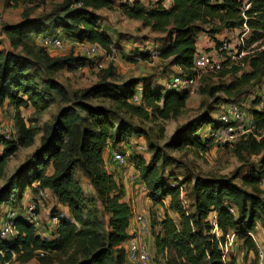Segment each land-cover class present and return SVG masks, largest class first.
Masks as SVG:
<instances>
[{
	"label": "trees",
	"instance_id": "16d2710c",
	"mask_svg": "<svg viewBox=\"0 0 264 264\" xmlns=\"http://www.w3.org/2000/svg\"><path fill=\"white\" fill-rule=\"evenodd\" d=\"M0 1L9 7L20 4L24 7L20 23L3 25L9 44L15 49L22 46L31 52L33 48H37L34 38L38 39L44 32L61 34L58 32L60 28H64L63 35L72 42L97 43L107 52L116 47L113 37L101 30L100 16L97 13L104 8L116 9L115 0H62V3L60 0ZM166 1H121L118 9L129 19L141 21L143 27H149L152 32L162 33L159 57L170 59V63L178 66L184 74L192 73L191 68L199 52V35L203 32L214 39L218 33L242 28L246 23L250 30L246 45L257 43L254 52L246 59V68L233 67L218 74L221 79L231 76L229 82L213 85L208 77L202 79L203 85L199 93L210 98L215 97L214 102L207 105L199 117L167 143L168 147L174 146L182 150L187 146H195L206 152L215 145L210 136L202 137L200 130L205 124H218L213 114L218 113L225 103L237 102L247 108L244 102L254 96L257 86L264 79V0H248L247 4L244 0H171L170 4ZM48 2L61 5L48 16L30 18L34 10ZM47 22L52 25L47 26ZM50 27L53 28L52 31H47ZM219 44L220 41L217 40L216 47ZM38 52L48 66H56L58 69L69 63L74 68H84L93 62L89 57L79 55L55 59L44 46L38 48ZM135 54L142 60L150 57L144 51H135ZM123 57L137 62L131 56L123 54ZM21 58L5 46L0 47V105L8 102L14 109L13 117L17 129V137L8 141V147L0 155V176L4 173L7 159L19 147L33 145L42 131L39 127L28 124L22 115V108L32 107L39 114L54 103L50 92L53 90L51 85L47 89L39 88L32 80L33 75L27 69L28 64ZM107 70L101 81L77 91L74 98L70 99L71 103L59 109L52 122L43 128L39 147L0 188V205L9 206L20 203L27 189L36 194L50 189L58 202L69 208L72 218L53 211L52 216L58 218V223L54 229V238L47 239L41 235L37 224L22 216L16 217L15 237L12 240L0 237V250L3 251V254L0 253V264H10L13 260L28 263L33 259L37 260V264H126L123 243L130 237L128 227L134 210L125 200L123 183L117 179L115 171L106 168L104 158V149L110 140L116 144L130 139L129 125L116 112L135 115L152 123L168 121L183 113L191 91L166 88L160 90L148 81L142 91V103L137 104L131 98L136 93L140 80L130 78L118 82L114 64ZM218 93L224 96L218 97ZM99 100H109L114 104L116 109L112 114L119 120L116 127V123L108 118L109 112L104 107L91 104L92 101ZM258 101L254 99L252 102ZM250 110L256 124L254 133L242 136L225 147L235 144L237 150L242 148L250 154L261 155L264 150V137L261 140L257 137L264 130V111L256 108ZM160 131L162 136L163 129ZM163 155L160 149H156L150 160L144 156H136L132 161L153 205L165 209L161 217L157 216L156 211H150L153 248L156 255L158 254L157 257L163 258H157V263L226 264L222 245L228 231L236 229L244 240L243 245L254 253L257 258L255 264H258L260 249L247 232L252 227L249 225L245 231H239L238 228L245 222L243 215L248 209L247 202H250L251 221L261 219L264 198L246 194L238 206V213L235 214L229 199H233L231 192H237L231 190L230 179L200 177L196 179L191 192L195 211L188 214L182 205L183 180L175 174L173 180L165 175V168L171 164V159ZM79 170L82 176L77 175ZM83 177L90 181L109 215L104 230L89 213L91 199L81 184ZM242 180L255 192H264V154L259 171L253 170L245 174ZM169 211L180 216L179 223ZM211 213L217 216L216 226L210 220ZM215 227L222 232L221 236L213 232ZM229 264H237L236 259L231 258Z\"/></svg>",
	"mask_w": 264,
	"mask_h": 264
},
{
	"label": "rangeland",
	"instance_id": "374dc122",
	"mask_svg": "<svg viewBox=\"0 0 264 264\" xmlns=\"http://www.w3.org/2000/svg\"><path fill=\"white\" fill-rule=\"evenodd\" d=\"M62 0H60L61 2ZM118 2L121 0H117ZM125 1V0H123ZM148 2V0H145ZM59 3V2H58ZM62 3V2H61ZM244 3H248V0H244ZM51 4L45 3L43 7L37 9L34 12L36 16H48L55 12L57 7L61 4ZM22 8V7H21ZM18 8V9H21ZM22 10V9H21ZM98 15L101 17V24L105 26H109L110 28H114L116 25L119 29H121L120 34L122 38L127 39L124 32L127 31L126 35H130L132 31L138 28L140 29V33L134 36V42L130 43L134 49L138 47L139 49L144 46L152 45L158 43L163 36L162 33H153L149 29H144L141 27V23L135 20H130L125 17V15L119 10H99ZM21 19V12L17 10V8H7L5 5L0 2V42L2 46L8 47L11 51L19 54L22 58L25 59L28 71L33 75V81L39 88L47 89L49 85L52 87V97L54 98V103L45 111L37 114L32 107L22 108V115L30 124V126L39 127L42 129L41 133H39L35 139L33 145L29 147H19L18 150L14 153V155L10 156L7 159V163L4 168V173L0 176V188L4 186L9 177L24 164L34 153V151L39 147L41 143V136L43 133V128L47 123L52 122L54 116L58 113L59 109L62 106L69 105L70 99L74 98V94L86 87H89L98 81H101L103 76L108 71V67L111 64H114L116 75L119 77V81H125L130 78H138L141 77H153L155 80L156 88L163 90L165 87L166 80L172 78L176 73L181 72V70L170 63V59H161L159 56L154 59L148 60H140L137 62H131L126 60L122 55H119L117 59H101L102 66L98 65L96 62L97 58H102L100 55L91 54L88 56V47L81 46L78 41L72 42L69 38H66L63 46L58 49L49 50L50 54L54 56L55 59H65L69 56H82L89 57L93 60L91 64L84 68H74L72 64H66L61 68H57L56 66H48V64L42 60L39 56L38 48L42 47L38 41V39L34 38L35 47L31 52L25 50L22 46L17 47L16 49L11 47L9 44V39L6 34L3 32V25L5 23H12L19 21ZM48 25H52L51 22L46 23ZM119 24L125 25L124 27H120ZM211 26V25H210ZM52 27L47 28V31H52ZM61 32L63 35L64 28H60L58 32ZM119 31V30H118ZM238 31L235 34L231 35H222L217 34L214 41L216 43L217 40L221 41L226 37H231L234 35L236 37ZM249 35V34H248ZM119 35L116 34V37ZM144 36V37H142ZM209 37L208 34H206ZM159 39V40H158ZM132 41V38L129 39ZM139 44L137 46L136 44ZM141 44V45H140ZM136 45V46H135ZM126 51V50H124ZM123 51V52H124ZM78 56V57H79ZM116 76V77H117ZM210 83L213 85L219 84V82H229L231 80V76L226 77L225 79H221L218 75H207ZM154 80L152 81L154 83ZM112 81V80H110ZM52 82L53 84H50ZM117 82V83H118ZM58 85V86H57ZM203 85V82H200L199 85L191 89V97L188 101L186 109L180 114L178 117L172 118L168 121H158L156 123H152L146 121L138 116H132L128 114H122L121 112H116L118 115L122 116L126 123L129 125V140H124L121 143L113 142V149L111 150L112 161L110 162V155L107 156V164L110 165L111 170L115 171L117 174V179L122 182L123 176L129 177L130 175L134 176V165L132 167V161L136 156H144L147 160H150L152 154L156 151V149H160L161 154L163 156L170 158L171 164L165 168V175L169 177V179L173 180L174 174L179 176L180 180H183V199L182 205L188 214L195 211V208L192 206L193 200L191 196V192L194 187V183L197 178H210V179H222L228 178L231 181V190L237 192V194L232 193V198L229 199L231 202L232 208H234L235 214L239 211V204L242 203L246 194H250L256 198H264V192L259 193L255 192L251 186L245 185L243 183L242 177L249 172L256 170L259 171L260 161L262 155L264 154V150L261 155L250 154L249 152L239 148L237 150V146L234 144L232 146H221V147H209L206 152H203L197 149L195 146H187L184 149H177L176 147H168L167 143L179 133L183 132V128L188 124L192 123L197 117H199L206 109L207 105L214 102L215 97H209L205 95H201L199 93V89ZM57 86V88H56ZM145 84L140 83L139 86L136 87V92H142L144 90ZM183 88V87H182ZM257 90L254 92V96L248 98V101H245L244 104L247 107L248 114L246 115V120L253 117L251 108H256L259 111H264V79L257 86ZM218 97H223L222 93L217 94ZM258 99L259 101L252 102L253 100ZM256 103V104H255ZM92 105L104 107L107 112H109L108 118L111 119L112 122L119 123V120L112 114V111H115V106L109 100H99L92 101ZM220 112V111H219ZM219 112L213 114V118L217 119L219 117ZM14 109L5 102L3 105H0V155L5 152V147H8L9 140H13L17 137V129L14 121ZM214 123L205 124L204 127L200 130V135L210 136V131ZM163 129V135L160 131ZM264 137V130H262L258 135V140ZM113 151H121L125 154L127 159V169L132 167L131 174H124V169H126L125 165H121L118 162L113 160ZM128 153V154H127ZM134 157V158H133ZM106 164V161H105ZM107 168V167H106ZM238 173V174H236ZM137 174H139L137 170ZM78 176H82V172L77 171ZM127 181L130 183L129 179ZM123 183V182H122ZM81 184L85 193L90 197L91 204H89V213L92 214V218L96 219L98 223L101 224L102 229H106L107 221L109 215L105 211V208L99 199L97 192L91 186L90 181L83 177L81 179ZM124 185V184H123ZM125 188V186H124ZM262 188L264 191V181L262 183ZM137 190V191H136ZM130 201L136 204V213L134 211V215L131 218L130 226L128 227V232L130 237L123 243V247L125 250V258L126 264H140L138 261L134 262L129 257V243L132 239H135L139 242L145 243L147 249L151 254V262L150 264H158L156 252L153 248V234L151 230V209L157 212V216L161 217L165 211L163 207L154 206L151 197L148 194V191L143 189L142 186L135 187L134 195H129ZM41 202V200H38ZM168 204V202H167ZM248 209L246 213L243 215V219L245 222L243 225H239V231L247 230V227L250 225L251 230L247 231L249 235H251L256 241L259 249L260 255L258 258V264H264V211L261 214V219H257L255 222H252L250 219V202H247ZM17 205V204H16ZM24 205V204H22ZM133 207V206H132ZM134 209V208H133ZM40 210V209H39ZM7 212V206L2 204L0 206V222L2 218L5 216ZM260 212V213H261ZM170 215L177 221L180 222V216L174 212L169 211ZM142 214L144 215L148 222L150 229L145 233H141V226L135 220V215ZM161 215V216H160ZM215 213H211V217H213ZM209 216V217H210ZM238 217V216H237ZM159 227L157 228V231ZM213 232L217 233L218 236L222 235V232L215 227ZM243 238L240 236L239 232L236 229H230L226 236V241L222 245V249L225 255V263L229 264L231 258H235L237 264H255L256 257L254 253L248 250L243 245ZM162 258V257H161ZM163 259V258H162ZM10 264H23L16 260L11 261ZM25 264H37V260H33L31 262Z\"/></svg>",
	"mask_w": 264,
	"mask_h": 264
},
{
	"label": "built area",
	"instance_id": "2783aa9c",
	"mask_svg": "<svg viewBox=\"0 0 264 264\" xmlns=\"http://www.w3.org/2000/svg\"><path fill=\"white\" fill-rule=\"evenodd\" d=\"M170 3L171 0H168L167 4ZM236 29L238 31L236 37L233 35L222 39L219 46L214 49L199 50L195 56L194 65L191 68L192 73H178L173 75L165 85L166 89L180 90L185 88L191 90L196 88L207 75H218L222 70L232 69L233 67L246 68V59L254 52V47H256L257 43L250 46L246 45V39L250 33L249 27L246 23L242 28ZM228 31V35H231L232 30ZM38 41L40 45L46 47L48 50H53L62 47L66 41V37L59 33L44 32L39 36ZM78 43L81 46L88 47V56H91L93 53L102 57L96 59L97 64L100 66H102L101 59L106 58L112 61L121 54V50L117 47H113L111 52H107L97 43H91L88 41ZM148 53L151 56H159L158 49H151ZM124 54L133 57L137 61L142 60L133 50L126 51ZM131 101L140 104L142 103V96L136 92L131 98ZM219 111L218 124L214 125L210 131V137L216 147L225 146L226 144L235 142L242 136L254 133L256 129L255 121L253 117L246 120L248 111L240 103H225ZM127 159L128 158L123 152L113 151V160L119 164L127 167ZM128 179L131 182H136L137 180L140 181L136 169L134 171V176L130 175ZM140 186H142L143 189H146L141 181ZM184 201L186 202V200ZM40 207L41 204L35 199L27 203V205L22 206L20 210L8 209L0 222V237L6 240H12L15 237L17 233L15 219L18 216H22V218L31 223L38 224ZM135 220L141 226V233H145L150 229L149 222L144 215H135ZM210 220L215 226L217 225L216 214L213 217H210ZM51 222L57 224L58 218L52 216ZM0 253L3 254V251L0 250ZM129 257L132 261H138L140 264H150L151 262V254L149 249L145 246V243L139 242L135 239H132L129 243ZM5 264H9V262H6Z\"/></svg>",
	"mask_w": 264,
	"mask_h": 264
},
{
	"label": "crops",
	"instance_id": "0c3cea01",
	"mask_svg": "<svg viewBox=\"0 0 264 264\" xmlns=\"http://www.w3.org/2000/svg\"><path fill=\"white\" fill-rule=\"evenodd\" d=\"M116 1V4H117V7H116V9H118V5H119V3L121 2V1H123V0H121V1H117V0H115ZM125 1H127V0H125ZM125 1H123V2H125ZM130 1H132V0H130ZM0 2H2L4 5H5V7H7V8H12V7H9V6H7L3 1H0ZM166 3H168V0L166 1ZM22 7V8H21ZM15 8H17V10H19L20 12H21V19L19 20V21H16V22H12V23H10V24H17V23H20L21 21H22V13H23V11H24V7L20 4L19 6H17V7H15ZM18 8H21V9H18ZM41 8V7H40ZM37 9H39V8H37ZM37 9L36 10H34L33 12H32V14H31V17L30 18H36V17H38V16H36L35 14H34V12L35 11H37ZM104 9H106V8H104ZM115 9V10H116ZM102 10V9H101ZM106 10H109V11H111L110 9H106ZM121 11V10H120ZM122 12V11H121ZM123 13V12H122ZM124 14V13H123ZM125 15V14H124ZM100 16V15H99ZM125 17L127 18V19H129L126 15H125ZM130 20H132V19H130ZM135 21H138V20H135ZM138 22H140L141 23V27L142 28H144L145 29V27H143V25H142V22L141 21H138ZM99 24H100V26H101V30H103V31H106L109 35H111L112 37H113V39L115 40V42H116V47L117 48H119L120 50H121V54L120 55H122L123 56V54L126 52V51H129V50H133L134 52L135 51H144V52H149L151 49H158L159 48V46H161L162 45V37H161V40H159L158 41V43H156V44H152V45H146V46H144V48H138V47H136V49H134L133 48V46H131V44L130 43H132V42H134V40H135V38H134V36H131V35H137V34H139L140 33V25H138V28L137 29H135L134 31H132V33L129 35H126V33H127V31H122V32H124V34H125V36L124 37H126L127 36V39H124V38H122V35L120 34V32H121V29H119L117 26L118 25H116L114 28H110L109 26H103L102 24H101V17H100V21H99ZM119 26L120 27H124L125 25H122V24H119ZM146 29H149L151 32H152V30L149 28V27H146ZM119 30V31H118ZM229 31H224L223 33H222V35H228L229 33H228ZM235 32H237V29H235V30H232V34H235ZM153 33H158V32H153ZM116 34L117 35H119L118 37H116ZM206 32H203V33H201L200 35H199V40H198V48H199V50L200 51H203V50H209V49H214V48H216V43H215V41H214V39L209 35V37H207L206 36ZM142 37H144V36H142ZM132 38V41H129V39H131ZM134 44H136L137 46H139V44H137V43H134ZM135 45V46H136ZM141 45V44H140ZM0 47H4V46H2V45H0ZM6 48H8V47H6ZM124 50H126V51H124ZM124 51V52H123ZM118 57V56H117ZM155 57H157V56H151L150 55V57L148 58V59H154ZM117 59V58H116ZM162 59V58H161ZM146 61V60H145ZM175 66V65H174ZM178 67V66H177ZM179 68V67H178ZM180 69V68H179ZM179 73H181V72H179ZM176 74H178V73H176ZM138 79V78H137ZM170 79V78H169ZM168 79V80H169ZM140 80V83H143V84H145V83H147L148 81H153L154 79H153V77H141V79H139ZM168 80H166V83H165V85L167 84V82H168ZM139 83V84H140ZM153 83V82H152ZM139 84H138V86H139ZM153 84H158V83H155V80H154V83ZM183 89H185V88H183ZM183 89H180V90H183ZM191 91V90H190ZM138 94H140L141 96H142V92H137ZM113 145H114V143L113 142H108V144H107V146L105 147V149H104V158H105V161H106V167H107V169L109 170V171H112L111 170V167H110V165L109 164H107V156H106V154H109L110 155V162L111 163H113L114 164V162L112 161V154H111V150L113 149ZM133 167V166H132ZM132 167L131 168H129V169H127L128 167H126V169H124V174H131V170H132ZM134 172V171H133ZM128 178V177H127ZM127 178L125 177V175L123 176V179H121L122 180V182H123V184H124V186H125V200L126 201H128L132 206H133V210L135 211V213H136V210H137V208H136V204L133 202V200L132 201H130V196L129 195H134V190H135V187H138L139 185H140V181L139 180H137L136 182L135 181H133V182H131L130 180V183L127 181ZM36 185V184H35ZM146 191H148L147 189H145ZM137 191V190H136ZM41 200V202H39L40 204H41V207H40V210H39V222H38V224H37V226H38V228H39V231H40V233H41V235L43 236V237H46L47 239H53L54 238V236H55V234H54V229H55V227H56V224H53L52 222H51V216H52V212L53 211H58V212H61L63 215H65L66 217H68V218H72V214H71V212H70V210H69V208L67 207V206H65V205H63V204H60L59 202H58V199L56 198V196L54 195V193H53V191H51L50 189H44V190H41L38 194H36V193H33L32 191H31V189H27V191L25 192V194H24V197H23V199L21 200V202L19 203H17V205L15 204L14 206H9V205H6L7 206V210L8 209H14V210H20V208L22 207V206H25V205H27V203H29L30 201H32V200ZM22 204H24V205H22ZM1 206V205H0ZM135 208H136V210H135ZM34 261L36 260V259H33ZM33 260H31V261H33ZM30 261V262H31ZM23 264H25V263H23Z\"/></svg>",
	"mask_w": 264,
	"mask_h": 264
},
{
	"label": "clouds",
	"instance_id": "9594fccd",
	"mask_svg": "<svg viewBox=\"0 0 264 264\" xmlns=\"http://www.w3.org/2000/svg\"><path fill=\"white\" fill-rule=\"evenodd\" d=\"M182 73V72H181ZM108 144V143H107Z\"/></svg>",
	"mask_w": 264,
	"mask_h": 264
}]
</instances>
